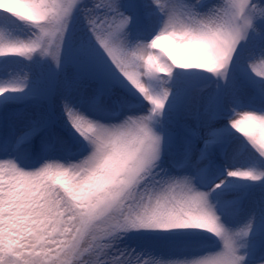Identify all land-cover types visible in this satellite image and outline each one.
<instances>
[{"label":"snow or ice","instance_id":"1","mask_svg":"<svg viewBox=\"0 0 264 264\" xmlns=\"http://www.w3.org/2000/svg\"><path fill=\"white\" fill-rule=\"evenodd\" d=\"M0 264H264V0H0Z\"/></svg>","mask_w":264,"mask_h":264}]
</instances>
